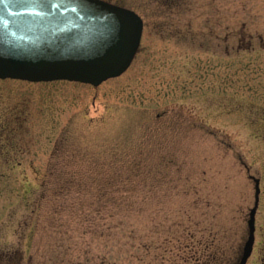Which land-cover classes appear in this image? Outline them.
Returning <instances> with one entry per match:
<instances>
[{
    "label": "rangeland",
    "instance_id": "1",
    "mask_svg": "<svg viewBox=\"0 0 264 264\" xmlns=\"http://www.w3.org/2000/svg\"><path fill=\"white\" fill-rule=\"evenodd\" d=\"M103 1L143 21L122 76L97 88L0 81V264H202L216 250L237 264L251 177L261 192L247 264H264V0ZM136 163L123 181L146 183L130 197L145 210L122 234L87 231L83 212L117 218L98 182L113 176L86 185L83 166ZM51 167L75 171L76 188L47 179ZM133 232V246L116 243Z\"/></svg>",
    "mask_w": 264,
    "mask_h": 264
},
{
    "label": "water",
    "instance_id": "2",
    "mask_svg": "<svg viewBox=\"0 0 264 264\" xmlns=\"http://www.w3.org/2000/svg\"><path fill=\"white\" fill-rule=\"evenodd\" d=\"M143 21L102 0H0V80L68 81L98 87L122 76L140 46ZM255 203L238 264L255 243Z\"/></svg>",
    "mask_w": 264,
    "mask_h": 264
},
{
    "label": "trees",
    "instance_id": "3",
    "mask_svg": "<svg viewBox=\"0 0 264 264\" xmlns=\"http://www.w3.org/2000/svg\"><path fill=\"white\" fill-rule=\"evenodd\" d=\"M18 129H20V128H18ZM73 154H75V153L67 151L66 156L72 157ZM83 155H88V154L83 152ZM114 156H116V155H114ZM120 159H122V162L126 161L122 157H120ZM90 160L94 161V162L99 160V162H101V158H90ZM100 169H102L100 165H95L94 167H92L91 165L86 166V167L83 166V173H81V174H83V184L93 185V181H94V184H96V180H97L98 176H101V177L113 176L112 181H109L107 179H103V181H98V182H100L99 183V187H100L99 191L101 192V196L104 198L103 200L115 201V202H111V203H112V207L113 208L115 207V209H114L115 214L114 215L117 218V221L114 223V225H110V224L106 225L104 223L106 218H104L103 216H100L101 217L100 218L101 219L100 220L101 225H99V223H97V222H95V224H93L92 223L93 222V219H92L93 213L90 211H87L88 213L83 212L84 222H86V224H88L86 226V228L88 229L87 231H90V230L91 231L92 230L97 231V228H99L101 226L103 229V232H104L105 226H108L107 227L108 230L119 229L121 234H122L126 228L132 227L131 223L128 221L129 217H131V214H133L132 212L135 210L139 211L142 207H143L142 211L145 210L146 204L144 201V197H141L139 199V201L136 198H130V197L132 194L137 193L138 191H143L145 186H146V183H144L142 180H133V179L130 180L129 182L123 181V178L126 176V174H127V177H129L131 171H134V172L138 171L139 172V163H136L135 167H132L131 169L124 168V167L120 166V168H118L116 170L119 172H113L110 170L100 171ZM56 170H59V171H57V173H54ZM46 176H47V179H50V177L51 178L56 177L58 179L63 178L64 181L69 183L70 188H72V185L76 188V184L80 178V176L77 177V174L75 171L68 172L65 169L60 170L59 168L57 169L56 167L49 168ZM58 179H57V182H59ZM83 187H86V186L83 185ZM107 205L104 208H106ZM139 207H141V208H139ZM107 218H108V216H107ZM109 218H111V216ZM106 231H107V229H106ZM103 232H101L102 237L107 238L105 240V241H107L108 236L104 235ZM132 237H133L134 241L132 238H131L132 241H128L129 237L125 238V235H124L122 238H117L116 243H118V245L120 247H126L129 244L132 245L131 242H135V240L138 239L134 235V232L132 233ZM197 244H198V242H197ZM131 245H130V247H131ZM87 253L88 252H86V254ZM215 253L220 254L219 250H216ZM215 253L210 255L211 256L210 257L211 262L207 260V261H205V263H202V264H225L226 262L222 263L223 257L221 256L220 258H218V255L215 257ZM206 257H208V256H206ZM239 257H240V255H239ZM103 258H105L104 255H103ZM237 259L239 261V258H237ZM87 261H89V258L87 259ZM227 264H230V263L227 262ZM237 264H238V262H237Z\"/></svg>",
    "mask_w": 264,
    "mask_h": 264
},
{
    "label": "flooded vegetation",
    "instance_id": "4",
    "mask_svg": "<svg viewBox=\"0 0 264 264\" xmlns=\"http://www.w3.org/2000/svg\"><path fill=\"white\" fill-rule=\"evenodd\" d=\"M251 181H253V180L251 179ZM259 182H260V180H259Z\"/></svg>",
    "mask_w": 264,
    "mask_h": 264
}]
</instances>
